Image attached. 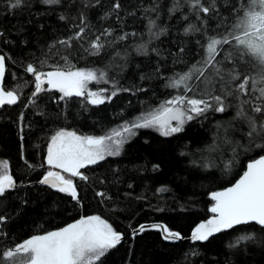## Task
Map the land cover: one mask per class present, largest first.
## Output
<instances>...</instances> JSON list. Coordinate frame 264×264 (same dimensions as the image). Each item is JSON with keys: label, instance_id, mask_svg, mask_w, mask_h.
Returning <instances> with one entry per match:
<instances>
[{"label": "trees", "instance_id": "16d2710c", "mask_svg": "<svg viewBox=\"0 0 264 264\" xmlns=\"http://www.w3.org/2000/svg\"><path fill=\"white\" fill-rule=\"evenodd\" d=\"M112 2L60 0L59 4L45 5L41 0H30L27 8L13 13L8 11L6 0H0V32L4 33L0 53L10 57L3 87L22 88L17 104L0 108V161H8V170L18 185L6 199H0V213L8 217L3 226L7 239L0 242V247L58 230L81 216L99 215L124 236L121 244L105 257L104 264H264V232L258 229L254 230V241L235 248L229 244L245 234L241 230L196 244L166 242L158 231L132 236V229L140 224L162 223L187 237L198 222L211 215L213 201L209 194L231 185L248 161L264 153L250 146L244 137L240 121L234 118L235 106L225 113L212 112L206 119L190 121L175 136L139 130L124 145L121 155L83 170L89 179L87 183L76 180L80 204L38 184L48 169L44 159L49 139L57 130L104 135L182 92L167 87L170 80L192 70L194 64L201 66V43H206L207 37L197 32L185 35V27L199 23L195 17L185 21L179 12L169 17L168 9L175 0H155L160 5L159 18L155 13L144 12L154 0H120L124 6L120 19L105 15ZM222 7L225 15L219 31L225 34L224 29L231 30L237 17L228 13L227 5L222 3ZM149 16L158 27L167 28L158 39L148 32ZM210 24L212 34H216V19ZM80 27H85V35L81 41H72L74 47L58 43L70 40ZM105 28L114 29V36L133 32L137 35H129L126 41L115 45L106 43L99 56L88 55L85 48L89 41ZM116 52L124 58L116 57ZM28 64L41 71L57 66L67 69L73 64L78 68L107 69L109 77L118 81V87L133 91H121L110 103L98 106L82 105L78 99L67 105L57 104L51 99L57 96L55 93H42L35 105L25 108L33 88L32 77L24 72ZM25 81L29 82L27 87H23ZM101 86L111 90V85ZM136 88L145 91H135ZM38 112L44 115H37ZM217 124L222 125L219 130ZM225 128L229 129L231 143L224 142ZM214 142L216 150L208 151ZM153 164H158L159 169L154 171ZM161 188L167 190L158 191ZM97 192L106 196H97Z\"/></svg>", "mask_w": 264, "mask_h": 264}, {"label": "snow or ice", "instance_id": "6c2138e0", "mask_svg": "<svg viewBox=\"0 0 264 264\" xmlns=\"http://www.w3.org/2000/svg\"><path fill=\"white\" fill-rule=\"evenodd\" d=\"M41 2L45 5H55L59 4L60 0ZM6 3L8 11L14 13L16 10L27 8L30 0H6ZM222 3L228 6V13H234L237 17L231 30L224 29L225 34H220L219 31L221 18L225 15ZM123 7L120 0H113L109 5L110 11L105 15H114L120 19ZM144 12L155 13L159 18V3L154 0L150 7L144 8ZM178 12L185 21L192 16L199 22L190 23L185 27V35L197 32L207 37L206 43H201L204 52L203 59L198 62L201 66L194 64L192 70L171 79L167 85L181 89L182 93L165 100L158 109L141 113L104 135H79L75 131L57 130L51 135L47 145L44 163L50 170L38 181L40 185L63 193L80 204L81 197L76 180L87 183L89 179L83 170L101 164L108 157L121 155L124 145L136 136L137 130L151 129L163 137L175 136L184 131L188 122L206 119L212 112L225 113L232 106L236 107L234 118L240 121V130L248 139L249 145L264 151V0H247V3L245 0H175L168 9L169 17ZM213 18L217 21L216 34H212L210 24ZM84 23L82 18L81 24ZM147 29L155 39L167 31V28L158 27L156 20L150 16ZM113 32L114 29L105 28L89 41L88 47L85 48L88 55L99 56L106 43L115 45L126 41L129 35H137L133 32L114 36ZM84 35L85 27H80L70 40H61L58 43L72 48V41H81ZM3 36L4 33L0 32V39ZM109 37L112 39L106 40ZM144 47L141 45V48ZM183 51L181 48L180 52ZM225 52L227 55H224ZM116 57L124 58L120 52H116ZM9 59L7 54L0 53V82L6 76ZM117 66L121 69L124 67ZM24 72L32 77L33 86L25 108L35 105L42 93H59V96L51 97L57 104L63 102L67 105L78 99L82 105L98 106L110 103L121 91H133L130 88L118 87V81L109 77L107 69L78 68L73 64L67 69L57 66L48 71H41L33 64H28L24 67ZM92 82L111 85V90L102 88L93 91L88 87ZM28 83L25 81L23 87H27ZM21 91L20 86L7 90L0 85V107L17 104L21 100ZM135 91L145 89L136 88ZM37 115L44 113L38 112ZM19 120L23 122V112ZM221 127L222 125L217 124L218 130ZM235 127L233 126L234 129ZM224 132V142L231 143L228 137L229 129L225 128ZM216 148L214 142L208 147V151H214ZM152 168L156 171L159 165L153 164ZM8 169V161H0V199H6L8 194L16 191L18 187ZM166 190L161 188L158 191ZM96 195L106 196L103 192H97ZM210 198L214 201L209 208L212 216L198 223L192 229L190 237L186 238L180 232L156 223L134 227L133 238L147 231H158L166 242L175 244L188 239L192 244H196L210 242L211 238L221 233L241 230L245 234L230 243V248L254 241L255 229L264 232V155L250 161L247 170L235 184L223 191L211 193ZM7 223V215L0 213V242L7 239L3 228ZM123 239V234L101 216H82L58 230L33 235L21 242L0 247V264H104L105 257L120 245Z\"/></svg>", "mask_w": 264, "mask_h": 264}, {"label": "water", "instance_id": "95a60500", "mask_svg": "<svg viewBox=\"0 0 264 264\" xmlns=\"http://www.w3.org/2000/svg\"><path fill=\"white\" fill-rule=\"evenodd\" d=\"M0 85L3 86V81L0 82ZM0 108H1V107H0ZM261 155H264V153L261 154ZM261 155H259L258 157L254 158V159H258ZM254 159H252V160H254ZM252 160H250V161H252ZM250 161H248V162L246 163L244 171L247 170V164H248ZM244 171H243V172H244ZM241 175H243V173H242ZM241 175H240V176H241ZM240 176H239V177H238V178H237V179H236L231 185H229V186H227V187H225V188H222V189H220V190H217V191H223L224 189H226V188L232 186V185L235 184V182L240 178ZM38 184H39V183H38ZM39 185H40V184H39ZM41 186L48 187V186H46V185H41ZM48 188H50V187H48ZM51 189H52V188H51ZM217 191H214V192H217ZM211 193H213V192H211ZM211 193L209 194V199H211V198H210ZM213 203H214V201H213ZM210 214H211V215H210L207 219H209V218L212 216V213H210ZM81 217H82V216H81ZM78 219H79V218H78ZM207 219H205V220H203V221H206ZM203 221H200V222H198V223H201V222H203ZM73 222H74V221H73ZM73 222H72V223H73ZM198 223H197V224H198ZM151 224H156V223H148V224H145V225H151ZM160 224H162V223H160ZM197 224H196V225H197ZM196 225H195V226H196ZM195 226H194V227H195ZM194 227H193V228H194ZM193 228H192V229H193ZM192 229L190 230V232H189V234H188L187 237H190ZM160 235H161V234H160ZM187 237H186V238H187ZM182 241L187 242V243H191V241L188 240V239H185V240H182ZM197 243H199V242H197ZM191 244H192V243H191Z\"/></svg>", "mask_w": 264, "mask_h": 264}, {"label": "rangeland", "instance_id": "374dc122", "mask_svg": "<svg viewBox=\"0 0 264 264\" xmlns=\"http://www.w3.org/2000/svg\"><path fill=\"white\" fill-rule=\"evenodd\" d=\"M88 87L91 89V90H93V91H97V90H99V89H102V86H101V84H96L95 82H92V83H90L89 85H88ZM182 92H180L179 94H181ZM179 94H175V96L176 95H179ZM164 102V101H163ZM162 102V103H163ZM162 103H160V104H158L157 106H155V107H153V108H151L150 110H148V111H151V110H153V109H158L159 107H160V105L162 104ZM148 111H146V112H148ZM146 112H144V113H146ZM141 114V113H140ZM140 114H138V115H136V116H134V117H137V116H139ZM134 117H132V118H130L129 120H127V121H131ZM123 123V122H122ZM122 123H120V124H122ZM173 123H175V122H173ZM120 124H118L116 127H114V128H117ZM113 128V129H114ZM139 130H142V129H139ZM139 130H137V132L139 131ZM147 130H151V129H147ZM154 131V130H153ZM157 132V131H156ZM158 133V132H157ZM80 135V134H79ZM93 136V135H92ZM132 139V138H131ZM130 139V140H131ZM48 168V167H47ZM48 170H50L49 168L47 169V171ZM58 171V170H57Z\"/></svg>", "mask_w": 264, "mask_h": 264}, {"label": "flooded vegetation", "instance_id": "af4514ba", "mask_svg": "<svg viewBox=\"0 0 264 264\" xmlns=\"http://www.w3.org/2000/svg\"><path fill=\"white\" fill-rule=\"evenodd\" d=\"M57 96H59V93H55ZM46 155H47V150H46ZM46 165V164H45ZM47 166V165H46ZM48 167V166H47Z\"/></svg>", "mask_w": 264, "mask_h": 264}]
</instances>
